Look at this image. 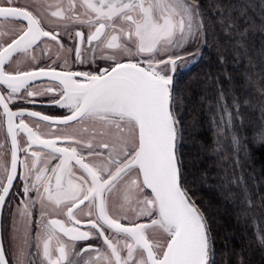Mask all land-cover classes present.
Wrapping results in <instances>:
<instances>
[{
    "label": "snow or ice",
    "instance_id": "1",
    "mask_svg": "<svg viewBox=\"0 0 264 264\" xmlns=\"http://www.w3.org/2000/svg\"><path fill=\"white\" fill-rule=\"evenodd\" d=\"M210 7L0 0V264H218L180 149L174 77L210 42L249 56L246 33H264V16L242 28L233 5ZM36 98L62 111H35ZM217 106L218 136L238 147V102L220 89Z\"/></svg>",
    "mask_w": 264,
    "mask_h": 264
},
{
    "label": "trees",
    "instance_id": "2",
    "mask_svg": "<svg viewBox=\"0 0 264 264\" xmlns=\"http://www.w3.org/2000/svg\"><path fill=\"white\" fill-rule=\"evenodd\" d=\"M201 2L213 16L210 6L216 0ZM224 2L234 6L233 15L240 17L242 28L245 20L259 24L264 16V0ZM246 37L250 58L235 54L226 43L218 51L210 42L174 81L184 129L180 149L185 170L191 194L215 237L218 264H264L259 239L264 234V144L256 138L264 128V33L250 29ZM220 89L229 105L236 100L240 106L242 122L236 118L233 129L241 141L238 147L231 143V132L218 136L214 118L219 117Z\"/></svg>",
    "mask_w": 264,
    "mask_h": 264
},
{
    "label": "flooded vegetation",
    "instance_id": "3",
    "mask_svg": "<svg viewBox=\"0 0 264 264\" xmlns=\"http://www.w3.org/2000/svg\"><path fill=\"white\" fill-rule=\"evenodd\" d=\"M19 2L21 3V4H25V3H29L30 2V0H19ZM47 2L49 3V4H51V5H53V8L51 9V10H55V5L57 4V3H59V2H61V0H47ZM63 2H65L66 3V0H63ZM5 22L4 21H2V20H0V25H3ZM17 26H19V25H17ZM37 55H44V57H45V62L47 63V62H49L48 60H47V54H41V53H39V51L37 52ZM73 55H74V53H73ZM55 58V56H54V54H53V59ZM23 67V66H22ZM37 85H40V86H43V83L41 82V81H37V82H35ZM46 83V82H45ZM37 99V104H35V105H28L29 107H31L33 110H35V111H41V112H43L44 114H48V115H52V114H60V112L62 111V110H59V109H56L55 107H53V106H50V105H45V104H41L39 101H40V99L41 98H36ZM3 139H4V132H3V130H0V142H2L3 141ZM21 156H22V154H21ZM16 183H19V181H17ZM17 189L16 188H14L13 189V192H15ZM12 203L13 204H15L16 203V201L15 200H13L12 201ZM10 221V217H9V215H8V206L7 205H5V208H4V210H3V222H5V223H7V222H9ZM80 243H83V242H80ZM4 245H5V248H6V250H7V248H8V238H7V234L5 233L4 234ZM85 258H87L86 256H85Z\"/></svg>",
    "mask_w": 264,
    "mask_h": 264
},
{
    "label": "rangeland",
    "instance_id": "4",
    "mask_svg": "<svg viewBox=\"0 0 264 264\" xmlns=\"http://www.w3.org/2000/svg\"><path fill=\"white\" fill-rule=\"evenodd\" d=\"M201 57V52H200V54L196 57V59H195V61L194 62H192V63H189L186 67H183V68H180L179 70H178V72H182V71H184V70H188L192 65H194V63L199 59ZM178 72H177V74H178ZM177 76V75H176ZM175 76V77H176ZM174 77V81H176V78Z\"/></svg>",
    "mask_w": 264,
    "mask_h": 264
}]
</instances>
